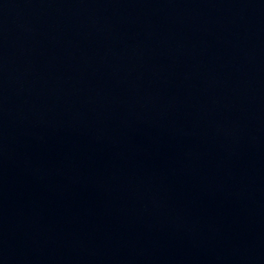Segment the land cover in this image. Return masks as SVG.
Wrapping results in <instances>:
<instances>
[{
	"label": "water",
	"instance_id": "water-1",
	"mask_svg": "<svg viewBox=\"0 0 264 264\" xmlns=\"http://www.w3.org/2000/svg\"><path fill=\"white\" fill-rule=\"evenodd\" d=\"M0 264H264V0H0Z\"/></svg>",
	"mask_w": 264,
	"mask_h": 264
}]
</instances>
